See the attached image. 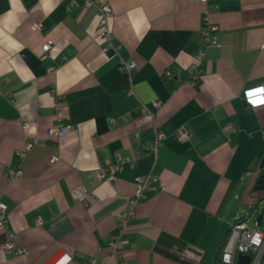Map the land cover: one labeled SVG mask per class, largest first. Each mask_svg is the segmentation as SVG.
I'll use <instances>...</instances> for the list:
<instances>
[{"label": "crops", "instance_id": "crops-1", "mask_svg": "<svg viewBox=\"0 0 264 264\" xmlns=\"http://www.w3.org/2000/svg\"><path fill=\"white\" fill-rule=\"evenodd\" d=\"M100 4L0 0V264H214L262 197L264 103L247 89L264 83V0ZM211 25L221 46L204 42ZM57 121L71 129L55 139ZM118 159L122 168L98 177ZM13 166L23 173L11 177ZM149 173L158 186L135 205L129 242L113 256L118 217ZM11 235L15 257L3 249Z\"/></svg>", "mask_w": 264, "mask_h": 264}, {"label": "built area", "instance_id": "built-area-1", "mask_svg": "<svg viewBox=\"0 0 264 264\" xmlns=\"http://www.w3.org/2000/svg\"><path fill=\"white\" fill-rule=\"evenodd\" d=\"M94 2L100 4V0H94ZM101 5V4H100ZM101 12L103 15L110 13V7L107 4L100 6ZM33 28H41V23H33ZM218 27L217 25L208 26L204 32V42L208 45L214 44L221 46V42L217 35ZM53 46V40L48 39L42 45V50L44 53H48ZM203 62V54L199 55V59L196 63L188 67L187 72L191 78H195V75H199L201 64ZM137 64L135 62L126 63L124 62V68L129 71L135 69ZM169 76H172L168 72ZM1 94V90H0ZM247 96L249 100H252L254 97H259L256 105L264 103V83L259 86L251 87L247 89ZM157 105L160 101L155 102ZM146 112V108L143 109ZM71 127L69 124L61 121H57L54 126L48 129V134L55 139L67 134L70 131ZM177 133L180 138H188L190 136L189 132L185 127H179ZM163 140V133L160 131L157 132L155 141L149 147L150 150H153L157 153L161 141ZM28 148H31V145H28ZM25 155V151L21 153V156ZM56 158H52L54 161ZM123 160L118 159L112 164H107L99 168L96 173L100 178H107L110 174L115 173L117 170L122 168ZM23 173V170L18 166H13L9 168V175L11 177L19 176ZM159 176L155 173H149L140 176L137 179V189L134 195L130 198V210L126 214H120L118 217V226L119 233L113 237L112 241L109 243V249L113 256H119L122 249L128 244L129 240L126 234V229L128 227V221L130 218L135 216V205L145 198L146 190H153L157 188L159 183ZM77 197L83 200L86 196V193L83 189L76 190ZM38 224L42 223V219L37 217L36 219ZM7 222L6 218V205L0 202V227L5 225ZM3 249L5 253H11L13 256L19 255L20 251L17 246V241L14 235L3 244ZM239 255H249L250 262L249 264H264V231L260 230L259 226L256 228H250L245 219H238L231 226V229L225 238L219 253L217 254L214 264H237L239 260ZM93 261L90 259L88 261L91 264ZM14 264H23L21 261H15Z\"/></svg>", "mask_w": 264, "mask_h": 264}, {"label": "rangeland", "instance_id": "rangeland-1", "mask_svg": "<svg viewBox=\"0 0 264 264\" xmlns=\"http://www.w3.org/2000/svg\"><path fill=\"white\" fill-rule=\"evenodd\" d=\"M260 194L257 196L258 198V209L255 211H250V208L246 211L244 214V219L247 221V224L250 228H256L257 227V217L264 211V199L259 201ZM260 230L264 231V213L262 222L259 226Z\"/></svg>", "mask_w": 264, "mask_h": 264}, {"label": "water", "instance_id": "water-1", "mask_svg": "<svg viewBox=\"0 0 264 264\" xmlns=\"http://www.w3.org/2000/svg\"><path fill=\"white\" fill-rule=\"evenodd\" d=\"M255 189L261 191L264 189V170L260 172V175L256 181ZM264 199V194L260 197L259 201ZM264 211L257 217V226H260L263 218ZM250 256L249 255H239V260L237 264H249Z\"/></svg>", "mask_w": 264, "mask_h": 264}, {"label": "flooded vegetation", "instance_id": "flooded-vegetation-1", "mask_svg": "<svg viewBox=\"0 0 264 264\" xmlns=\"http://www.w3.org/2000/svg\"><path fill=\"white\" fill-rule=\"evenodd\" d=\"M261 192H262V196H263V194H264V189H262Z\"/></svg>", "mask_w": 264, "mask_h": 264}, {"label": "trees", "instance_id": "trees-1", "mask_svg": "<svg viewBox=\"0 0 264 264\" xmlns=\"http://www.w3.org/2000/svg\"><path fill=\"white\" fill-rule=\"evenodd\" d=\"M220 251V250H219ZM219 251H218V253H219Z\"/></svg>", "mask_w": 264, "mask_h": 264}]
</instances>
